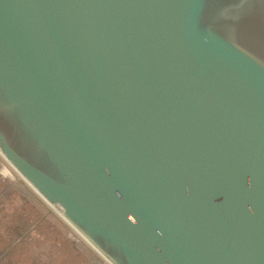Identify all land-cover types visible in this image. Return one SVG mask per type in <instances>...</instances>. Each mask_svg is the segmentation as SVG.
<instances>
[{"label": "water", "instance_id": "1", "mask_svg": "<svg viewBox=\"0 0 264 264\" xmlns=\"http://www.w3.org/2000/svg\"><path fill=\"white\" fill-rule=\"evenodd\" d=\"M0 154L108 264H264V0H0Z\"/></svg>", "mask_w": 264, "mask_h": 264}, {"label": "crops", "instance_id": "2", "mask_svg": "<svg viewBox=\"0 0 264 264\" xmlns=\"http://www.w3.org/2000/svg\"><path fill=\"white\" fill-rule=\"evenodd\" d=\"M28 187L23 192L19 181H0V264H78L79 255L85 261L81 264H92L85 259L86 250L72 246L65 232L55 233L46 224L42 231L39 219L46 215V204Z\"/></svg>", "mask_w": 264, "mask_h": 264}, {"label": "rangeland", "instance_id": "3", "mask_svg": "<svg viewBox=\"0 0 264 264\" xmlns=\"http://www.w3.org/2000/svg\"><path fill=\"white\" fill-rule=\"evenodd\" d=\"M0 168L1 170H4L3 172V176L0 177V181L2 182H16L19 181L21 186H22V190L23 192L26 191L27 189H25V186H29L28 183L22 179V177L17 173V171L11 166L9 165L6 160L4 159V157L0 154ZM28 188H31L30 186ZM30 190L33 189L31 188ZM39 197V196H38ZM40 200H42L39 197ZM43 201V200H42ZM44 202V201H43ZM44 204H46L44 202ZM45 212L46 215L44 216V219H39V226L42 227V231L45 230V228L43 227L44 224H46V226L50 225L52 226L51 229L52 231L54 230L55 233H62L65 232L66 235L70 238L69 241L71 242L72 246H75V248L79 247L82 249L86 250V258H89V262L92 264H108L77 232L75 229H73L70 225H68L61 217L60 213L61 211L57 208H54V210H52L47 204L45 205ZM40 209H43L42 207H39ZM47 208V209H46ZM43 213V211H41ZM59 212V213H58ZM41 214V213H40ZM44 214V213H43ZM48 227H46L47 229ZM39 229V230H41ZM70 244V243H69ZM70 245V247H72ZM82 256H78L77 259V263L81 264L82 262H85L82 260ZM73 260V262H75L74 259H72V257L70 258V262ZM92 260V261H91ZM65 264V263H64Z\"/></svg>", "mask_w": 264, "mask_h": 264}, {"label": "built area", "instance_id": "4", "mask_svg": "<svg viewBox=\"0 0 264 264\" xmlns=\"http://www.w3.org/2000/svg\"><path fill=\"white\" fill-rule=\"evenodd\" d=\"M7 162V161H6ZM8 163V162H7ZM9 164V163H8ZM10 165V164H9ZM49 206V205H48ZM52 210H54V208H52L51 206H49ZM55 211V210H54ZM63 219V218H62ZM64 220V219H63Z\"/></svg>", "mask_w": 264, "mask_h": 264}, {"label": "bare ground", "instance_id": "5", "mask_svg": "<svg viewBox=\"0 0 264 264\" xmlns=\"http://www.w3.org/2000/svg\"><path fill=\"white\" fill-rule=\"evenodd\" d=\"M58 213H59V212H58ZM60 215H61V217H63V216H62V213H60Z\"/></svg>", "mask_w": 264, "mask_h": 264}]
</instances>
